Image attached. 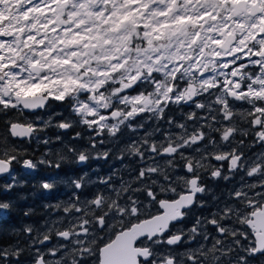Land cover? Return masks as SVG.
Segmentation results:
<instances>
[{"label":"snow or ice","instance_id":"snow-or-ice-1","mask_svg":"<svg viewBox=\"0 0 264 264\" xmlns=\"http://www.w3.org/2000/svg\"><path fill=\"white\" fill-rule=\"evenodd\" d=\"M53 102L70 104L71 118L53 125L36 115ZM173 105L193 110L177 121ZM0 117V174L13 181L0 193L20 183L12 165L26 152L16 140L50 126L92 135L80 150L57 135L55 161L45 153L23 159L25 169L121 164L96 180L70 179L67 200L43 205L57 216L43 232L6 231L14 207L0 199L9 240H0V264H24L25 253L29 264H264V0H0ZM105 132L114 147L99 151ZM205 175L231 187L216 193ZM86 183L100 188L82 199ZM156 205L162 211H147ZM209 205L208 216L193 215ZM190 215V228L173 231Z\"/></svg>","mask_w":264,"mask_h":264},{"label":"flooded vegetation","instance_id":"flooded-vegetation-1","mask_svg":"<svg viewBox=\"0 0 264 264\" xmlns=\"http://www.w3.org/2000/svg\"><path fill=\"white\" fill-rule=\"evenodd\" d=\"M69 105V104H68ZM186 109V113L189 112V110H192L191 107H184ZM36 115L41 116L43 119H47L49 116H52V123L55 125L60 119L65 118L66 110L59 104L52 103L49 108L47 109H39L35 110ZM55 113H58L59 115H54ZM10 115L15 116V113H11ZM25 116H27L28 119H35L34 116H31L27 111L25 112ZM71 118V117H70ZM39 123V122H37ZM157 121H151L149 122V126L151 124H156ZM81 131L83 133L84 139L78 140V141H72L71 138L74 136L75 132ZM57 135H60L63 137L64 143L68 144L71 143L77 147L78 150L83 149L86 147L89 143L87 137L89 135H92L88 130L83 129L81 126H76L69 130H61L57 129L54 126H50L47 129H44L43 132L37 133L35 137H28V138H20L16 140V144L21 151H25L26 154L20 158L19 163H14L12 165V175H14L20 183H26V182H33V183H40L41 181L47 180V181H56L57 189L56 194H53V197H59L63 199H68L72 195V189L68 188L70 186V179L72 178H78L79 176L83 175L84 173H88V179L90 180H96L98 176H107L111 171L110 163H108L105 160H90L86 164H78V163H72V162H65L62 163L61 167L59 169H56L55 167H46L44 165L37 166L36 169L30 170L25 169L22 167L23 159H31L34 162L38 161L42 156L45 155V153H52V155H48L46 158L55 161V153L58 150H61L63 148V145L55 140V137ZM45 138H49L52 140V143L45 145L43 144V140ZM103 138L105 140V145L98 149L99 151H103L105 148H109V139L108 135L105 132L103 134ZM15 139V138H14ZM253 151H259V149H254ZM215 166L219 167V163L216 161H212ZM225 168V174L227 173V164L224 165ZM3 177V176H2ZM207 179H205V184H209L211 186H215L219 181L222 182L223 185L227 186L230 185L228 182H225L223 180H217L214 181L210 178V175L205 176ZM1 178V177H0ZM4 179H6L9 183H12V179L7 174H4ZM236 179H239V176L236 177ZM66 180L68 183H62L60 181ZM87 184V183H86ZM91 186L90 190H93V186L91 184H87ZM221 189V188H220ZM219 189V190H220ZM218 190V189H217ZM43 198H48L51 195V192H46L42 190ZM206 200H210V196L205 197ZM211 208V205L205 207ZM158 206L157 211L158 212ZM155 212V213H156ZM177 225L173 227V231ZM184 227V226H183ZM194 246V245H193Z\"/></svg>","mask_w":264,"mask_h":264},{"label":"trees","instance_id":"trees-1","mask_svg":"<svg viewBox=\"0 0 264 264\" xmlns=\"http://www.w3.org/2000/svg\"><path fill=\"white\" fill-rule=\"evenodd\" d=\"M54 104H59L61 105L63 108H65L66 113H65V118H70V104H61L59 102H53ZM193 110V109H192ZM189 110V111H192ZM182 112L186 113V109L181 108L179 106L173 105L171 107V109L169 110V115H174L175 118L177 119V121H180L183 119V117L180 115ZM3 119H7V117H0V120ZM136 123H139V121H136ZM159 123V122H158ZM162 127H167L166 124L162 125ZM4 131V124L2 122H0V134H2ZM140 134H143V132L141 131ZM126 137L127 135V130H125V132L122 134ZM217 139H219V137L217 136ZM237 139H239V137L237 136ZM123 146V145H121ZM110 147H114V144L112 141L109 140V148ZM117 152L113 153V156L117 155ZM108 163H110L111 166V171L115 168V169H119L121 168V164L119 161H117L114 158H109L107 160ZM125 164H130L131 161L130 159H126L124 161ZM211 163L214 165V163L211 161ZM178 175H183V172H178ZM206 176V175H205ZM203 177V183H205V179H207L206 177ZM4 177V175H3ZM3 177L0 178V185H4V184H8L9 182L4 179ZM125 178L127 179L128 176L125 174ZM39 183H33V182H26V183H19L11 192L9 193H0V199L3 200H11L13 202V207L14 210L12 212H10V219L8 220L7 224L5 225V229L6 231H10V229L8 228V225H14L17 229L22 228L23 225L25 224H32L35 227L39 228L41 232L44 231L43 227H41V225L43 224V222L45 220H49V219H56V213L52 212L49 213L47 209H45L43 207V205L45 204H55L57 201L59 200H66L63 198H59V197H53V194H56V189H57V184L55 185L54 189L51 190V195L48 198H43L42 197V190L39 189L38 187ZM207 187L213 189L216 193H220L222 190H224L226 187H231V185H223L221 181H219V183H217L214 187L206 184ZM70 189H72L70 186L68 187ZM100 188V185H94L93 186V190L91 189L90 185L85 184V187L81 190L80 195L81 198H90L93 194H95V192ZM221 188V189H220ZM218 189V190H217ZM220 189V190H219ZM73 191V189H72ZM141 200H144L143 195H141L139 197ZM161 198H173L170 194L169 195H161L159 197ZM205 198V197H204ZM206 199V198H205ZM211 199V197H210ZM145 204L147 203V201H144ZM31 208L34 210V215L31 217H24L23 216V211ZM214 208L211 206V208H194L192 210V213L194 216H208L210 214L211 211H213ZM147 211H149L151 214L155 213L157 211V205L156 206H152L151 208L147 209ZM62 214V213H61ZM193 215H190L183 224H176L177 228L178 227H183L185 229L190 228L192 226V224L195 222ZM144 218L143 216L141 217V219ZM33 235H35V233H33ZM0 240H2L3 243H8L9 240L7 238L6 235H4L3 237H0ZM21 241L23 242V234H21ZM57 238L55 236H53V239L51 240V242L46 244L45 249L42 250H46V248L48 247H52L54 245L57 244ZM34 250V249H33ZM24 260V264H29V257L28 254L25 253V256L22 258ZM89 264H91V262H89Z\"/></svg>","mask_w":264,"mask_h":264},{"label":"water","instance_id":"water-1","mask_svg":"<svg viewBox=\"0 0 264 264\" xmlns=\"http://www.w3.org/2000/svg\"><path fill=\"white\" fill-rule=\"evenodd\" d=\"M27 111V110H26ZM4 174H0V177H2ZM174 198V197H173ZM161 199H170V198H161ZM158 206V205H157ZM158 209H159V207H158ZM159 211H162V209H159ZM157 213V212H156ZM156 213H153V215L154 214H156ZM144 218H146V217H144ZM144 218H142V219H144Z\"/></svg>","mask_w":264,"mask_h":264}]
</instances>
